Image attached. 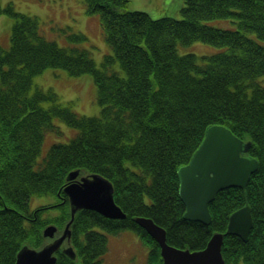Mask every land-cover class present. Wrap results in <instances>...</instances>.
<instances>
[{
	"label": "trees",
	"instance_id": "16d2710c",
	"mask_svg": "<svg viewBox=\"0 0 264 264\" xmlns=\"http://www.w3.org/2000/svg\"><path fill=\"white\" fill-rule=\"evenodd\" d=\"M84 3L88 14L99 15L110 48L100 66L87 49L46 39L38 17L0 4V14L14 19L10 45H0V264H14L23 246H43L46 225L64 228L70 208L63 187L73 170L111 181L126 218L77 211L70 225L76 258L59 251L55 264H99L107 244L97 228L134 230L149 248L145 264H162L157 242L136 216L164 228L169 244L197 250L214 232L224 233L228 216L245 203L252 227L246 241L224 235V263L264 264V0H186L181 18L156 19L127 9L128 0ZM215 19L226 25L209 22ZM199 40L224 49L179 53V44ZM50 67L91 74L99 114L80 115L72 101L34 82ZM54 119L76 133L40 156L45 133L58 128ZM215 123L250 142L247 154L258 167L245 188L217 192L204 224L184 217L176 170ZM34 196L41 200L30 208Z\"/></svg>",
	"mask_w": 264,
	"mask_h": 264
},
{
	"label": "water",
	"instance_id": "95a60500",
	"mask_svg": "<svg viewBox=\"0 0 264 264\" xmlns=\"http://www.w3.org/2000/svg\"><path fill=\"white\" fill-rule=\"evenodd\" d=\"M249 147V141L242 140L225 125L215 123L205 129L201 142L188 162L176 170L178 194L186 219L209 224V204L217 192L229 187L247 186L250 176L258 167V160L247 154ZM78 175V170L71 171L63 188L70 204V219L62 233L39 250L23 246L17 253L15 264H54L55 253L70 237V224L78 210H95L110 218L125 217L115 203L111 181L97 173L79 178ZM135 221L159 245L163 264H224L221 253L224 235H237L246 241L252 227L251 209L245 203L228 216L225 233L214 232L203 249L189 250L169 245L165 229L152 219L140 216ZM56 229L55 225H49L43 234L52 238ZM62 251L74 257L71 247Z\"/></svg>",
	"mask_w": 264,
	"mask_h": 264
},
{
	"label": "rangeland",
	"instance_id": "374dc122",
	"mask_svg": "<svg viewBox=\"0 0 264 264\" xmlns=\"http://www.w3.org/2000/svg\"><path fill=\"white\" fill-rule=\"evenodd\" d=\"M186 0H128L127 9L143 11L156 19L164 16L181 18V8ZM3 7L12 3L20 13L38 17L41 34L48 40H53L61 46H77L87 49L97 66L106 53L110 52L99 15L88 14L84 0H0ZM14 19L3 12L0 14V45H10L11 26ZM215 25H226L223 20H210ZM83 33L86 39L73 41L70 36ZM180 54L194 53L209 55L223 47L194 41L188 45L179 44ZM35 83L47 90L51 87L63 103L72 101V109L80 114L98 115L100 106L97 102V90L92 75L89 73L72 76L65 69L46 68L33 79ZM58 126L55 131L45 133L40 156L44 155L49 146L55 142H67L76 133V129L60 119H54ZM41 199L31 197L30 208ZM60 233V232H59ZM59 233L57 235H59ZM108 250L103 255L100 264H145L148 256V246L131 229H125L118 234L106 233ZM239 264H245L241 261Z\"/></svg>",
	"mask_w": 264,
	"mask_h": 264
},
{
	"label": "bare ground",
	"instance_id": "6f19581e",
	"mask_svg": "<svg viewBox=\"0 0 264 264\" xmlns=\"http://www.w3.org/2000/svg\"><path fill=\"white\" fill-rule=\"evenodd\" d=\"M153 239V238H152ZM154 240V239H153Z\"/></svg>",
	"mask_w": 264,
	"mask_h": 264
}]
</instances>
